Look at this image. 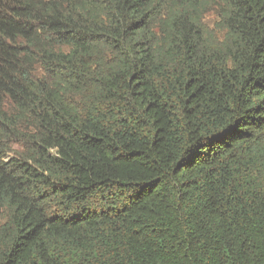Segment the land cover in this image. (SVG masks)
<instances>
[{"label":"trees","instance_id":"1","mask_svg":"<svg viewBox=\"0 0 264 264\" xmlns=\"http://www.w3.org/2000/svg\"><path fill=\"white\" fill-rule=\"evenodd\" d=\"M0 264H264V0H0Z\"/></svg>","mask_w":264,"mask_h":264},{"label":"rangeland","instance_id":"2","mask_svg":"<svg viewBox=\"0 0 264 264\" xmlns=\"http://www.w3.org/2000/svg\"><path fill=\"white\" fill-rule=\"evenodd\" d=\"M216 21V16L214 13H208L205 16V23L209 26L212 27Z\"/></svg>","mask_w":264,"mask_h":264}]
</instances>
